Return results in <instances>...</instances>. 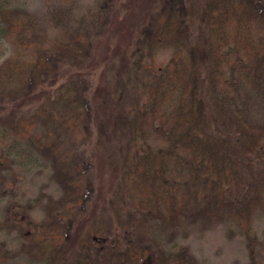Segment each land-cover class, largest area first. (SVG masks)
<instances>
[{
	"label": "rangeland",
	"instance_id": "1",
	"mask_svg": "<svg viewBox=\"0 0 264 264\" xmlns=\"http://www.w3.org/2000/svg\"><path fill=\"white\" fill-rule=\"evenodd\" d=\"M163 1L138 0L129 11L130 0H0V66L15 45L5 27L7 9L11 19L22 18L21 30L43 36L50 46L77 36L92 44L79 65L59 67L57 86L71 82L62 91L47 89L49 101L42 97L19 106L11 95L16 83L0 86V264H264V207L256 199H264V153L252 172L239 169L244 189L231 198L255 200L246 230L234 213L217 205L210 188L183 215L171 212L169 220L160 217L165 212L159 204H136L126 190L127 108L140 99L148 80L137 63L136 42ZM185 2L195 5L189 41L202 43L206 25L200 0ZM129 12L131 38L122 43L127 52H107L105 46L116 43L115 26ZM172 56L166 51L159 58ZM71 88L84 99L86 123L79 133L65 126L62 107L54 101ZM209 115L207 130L229 142L232 154L238 138L222 126L219 131ZM20 118L29 125H20ZM243 155L237 149L236 156ZM177 163L172 168L181 171ZM225 201L232 204L229 197ZM42 225L64 237L56 262L39 241Z\"/></svg>",
	"mask_w": 264,
	"mask_h": 264
},
{
	"label": "trees",
	"instance_id": "2",
	"mask_svg": "<svg viewBox=\"0 0 264 264\" xmlns=\"http://www.w3.org/2000/svg\"><path fill=\"white\" fill-rule=\"evenodd\" d=\"M137 1L130 0L129 11ZM163 2L136 42L137 63L148 80L140 99L127 108L126 190L136 196V204H159L165 212L160 217L169 220L171 212L183 215L210 188L217 205L234 213L246 230L255 200L231 198L244 189L239 169L244 174L252 172L264 153V0H200L206 37L198 44L189 41L188 18L195 5L187 6L185 0ZM9 12L5 11L4 22L15 45L12 56L0 66V86L16 83L11 95L19 106L42 97L48 100L47 89L62 91L71 82L57 86L59 67L79 65L92 44L88 37L77 36L50 46L43 36L31 37L21 30L22 18L11 19ZM129 15L115 26L116 43L113 48L107 44V52H127L122 43L127 35L131 38ZM166 51H173L172 59L160 61ZM71 89L68 95H55L54 101L62 107L65 126L79 133L86 123L84 99ZM209 113L215 116L211 122L218 123L219 131L222 126L238 138L232 154L229 142L207 130ZM27 124L20 118V125ZM162 142L168 144L160 146ZM239 148L244 157L236 156ZM175 160L181 171L172 168ZM84 187L78 184V189ZM256 199L264 207V199ZM41 229L36 232L39 241L56 262L64 251V237L54 233L56 228L42 225Z\"/></svg>",
	"mask_w": 264,
	"mask_h": 264
}]
</instances>
